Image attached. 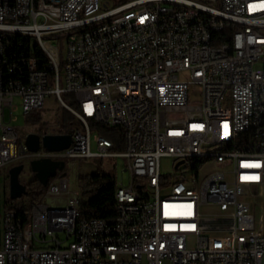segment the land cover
Here are the masks:
<instances>
[{
  "label": "built area",
  "instance_id": "built-area-1",
  "mask_svg": "<svg viewBox=\"0 0 264 264\" xmlns=\"http://www.w3.org/2000/svg\"><path fill=\"white\" fill-rule=\"evenodd\" d=\"M60 35L63 70L58 45H45ZM195 87L199 101H191ZM51 96L81 127L68 149L30 153L13 114L41 111ZM99 129L121 136L123 149ZM236 130L251 138L223 151L224 135ZM201 149L219 158L203 160ZM180 150L198 153V162L186 164ZM93 158L127 167L112 219L81 218L80 195L63 171L28 220L4 207L12 164ZM165 159L178 172L173 180L162 172ZM130 197L138 206L129 207ZM260 201L264 0H0V264H264L252 215Z\"/></svg>",
  "mask_w": 264,
  "mask_h": 264
},
{
  "label": "rangeland",
  "instance_id": "rangeland-1",
  "mask_svg": "<svg viewBox=\"0 0 264 264\" xmlns=\"http://www.w3.org/2000/svg\"><path fill=\"white\" fill-rule=\"evenodd\" d=\"M52 44L58 45L59 47V56L61 59L62 67L61 70L64 69V56H65V49H66V37L60 35L56 36L52 39H46L45 45L46 47H50ZM255 69L259 68V65H255ZM63 86V83L61 84ZM202 91L200 87L192 88L190 91L191 101H199L201 99ZM63 99L71 104L73 103L75 97L72 95H62ZM19 105V100L16 101ZM73 105V104H72ZM41 117L43 122L46 126L43 128V135L47 133L48 135H52L53 132L58 128L59 122L57 120L58 115L62 112V106L58 103V101L54 98V96L48 97L46 100V104L43 110H41ZM14 117H16V121L13 125L16 127L19 135H20V142L26 139L28 134L34 133L38 134V126L28 122V116L23 114L22 108L14 112ZM39 135V134H38ZM92 152L95 153L97 148L95 144H92ZM66 168L63 171L64 178L67 179L70 183L71 190L74 192H78L80 195L81 200H85L88 198L86 194L81 190L78 186V177H86L94 174L99 175H110L117 179V183H123L124 186L129 184V174L126 171L127 167L125 161L121 158H93L90 160H82V161H70L65 160ZM16 165H24V171L20 175V181L23 185L30 183L32 180L35 179V174L30 169V163L27 160L21 161L16 164H12L8 167L5 171V175L3 177V188H2V200L6 202L10 199V179H9V170L16 166ZM184 169V167H183ZM182 169V170H183ZM188 177H195L194 172L192 171L191 167L184 169ZM162 172L165 175H170V180L174 179V174H178L177 171H174L171 168V164L169 160L162 161ZM174 172V174H172ZM54 181V178L51 179V182ZM141 182V181H138ZM143 193H149L148 189H143ZM20 200V199H19ZM22 202L24 204H28V200L23 198ZM48 204H54V200L49 198L46 200ZM252 215L255 217L256 220V227L257 229H262L264 234V202H255L252 208ZM67 241L64 240L63 245H66ZM44 246V245H43ZM49 244L46 243L44 247H48Z\"/></svg>",
  "mask_w": 264,
  "mask_h": 264
},
{
  "label": "trees",
  "instance_id": "trees-1",
  "mask_svg": "<svg viewBox=\"0 0 264 264\" xmlns=\"http://www.w3.org/2000/svg\"><path fill=\"white\" fill-rule=\"evenodd\" d=\"M15 42H25L23 38L15 39ZM25 52H28L27 46H24ZM23 49V48H22ZM23 49V51H24ZM39 57L43 58V55ZM44 62V58L42 60ZM72 105V104H71ZM41 111H36L28 115V122L38 126V134L43 135V128L46 124L41 117ZM59 122L58 128L52 135H72L75 129H80L81 122L70 111L62 107V112L57 118ZM101 134L114 139L116 143V149H123L122 137L118 136L116 132L108 129H99ZM47 135V133H44ZM118 138H117V137ZM116 137V139H115ZM78 186L88 196L87 199L80 202V213L83 219H112L115 213V193L117 189V179L110 175L94 174L86 177H78ZM26 195L20 200L8 199L4 202L6 209L15 211L24 221L28 220V217L32 214L33 207L40 203L46 195L48 187H44L36 178L30 183L25 184ZM23 198L28 200V204L22 202Z\"/></svg>",
  "mask_w": 264,
  "mask_h": 264
},
{
  "label": "water",
  "instance_id": "water-1",
  "mask_svg": "<svg viewBox=\"0 0 264 264\" xmlns=\"http://www.w3.org/2000/svg\"><path fill=\"white\" fill-rule=\"evenodd\" d=\"M71 143L72 135H38L34 133L28 134L24 142L30 153H37L41 148L49 152H61L68 149ZM182 164L184 162L178 163L176 168ZM65 168V162L51 159L34 160L30 163V169L35 174V178L44 187H47L49 180L56 177L57 173L64 171ZM23 171L24 165H16L9 170L11 200H19L26 195V187L20 181Z\"/></svg>",
  "mask_w": 264,
  "mask_h": 264
},
{
  "label": "bare ground",
  "instance_id": "bare-ground-1",
  "mask_svg": "<svg viewBox=\"0 0 264 264\" xmlns=\"http://www.w3.org/2000/svg\"><path fill=\"white\" fill-rule=\"evenodd\" d=\"M17 38L25 39L24 33H14V40ZM185 135L194 136V128H185ZM240 137L251 138V131L249 130H236L233 134L224 135L223 151H230V142H236ZM180 157H186V164H195L198 162V153H189L188 150H180ZM200 157L203 160H213L219 158V150L215 149H201ZM138 206V197L129 198V207Z\"/></svg>",
  "mask_w": 264,
  "mask_h": 264
}]
</instances>
